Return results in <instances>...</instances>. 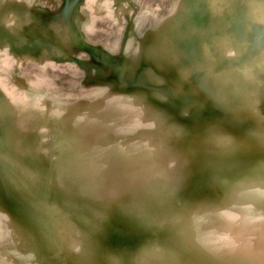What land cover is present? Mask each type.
I'll return each instance as SVG.
<instances>
[{"label":"bare ground","instance_id":"1","mask_svg":"<svg viewBox=\"0 0 264 264\" xmlns=\"http://www.w3.org/2000/svg\"><path fill=\"white\" fill-rule=\"evenodd\" d=\"M21 1L0 0V69L18 92L10 101L0 89V190L15 216L29 223L20 231L24 241L21 249L15 245V259L22 261L24 243L37 253L48 251L53 264L89 261L67 229L54 231L61 223L56 217L63 221L65 207L73 205L71 187L61 189L66 179L60 172L70 168L79 175L74 192L83 196L84 206L91 204L88 187L105 184L106 177L113 208V202L122 204L134 217L135 231L118 219L98 235L104 245L88 242L94 264L101 263L107 246L117 256L106 251L113 264H131L126 255L139 244L145 225H155L166 243L160 253L150 254L152 246L149 253L141 252L146 264H264V164L254 168L245 163V157L264 158V0H236L228 12L213 0H61L51 10ZM30 10L38 19L26 24ZM6 49L21 61L47 53L69 57L92 75L61 77L62 87H71L79 97L48 96L49 88L33 83L34 68L6 67ZM87 49L94 51L93 58ZM165 82L185 99L176 110L165 112L156 98L146 103L135 92ZM248 116L257 119L248 124ZM44 120L51 124L48 140L57 141L58 154L44 153L43 127L34 124ZM152 128L167 138L184 139L185 155L195 159L178 156L180 149L166 152L170 142L161 143L149 133ZM111 136L116 143L103 150ZM219 150L228 154L219 155ZM99 156L115 172L138 176L132 184L116 183L109 172H101ZM230 162L236 167H222ZM196 168L202 174L197 184L190 177ZM55 183L60 198L49 199ZM179 191L195 199L188 217L202 216L191 234L171 217ZM206 196L211 203L201 214ZM148 207L155 216L151 222L144 218ZM220 207L226 211L216 215ZM169 243L173 248L166 251Z\"/></svg>","mask_w":264,"mask_h":264},{"label":"water","instance_id":"2","mask_svg":"<svg viewBox=\"0 0 264 264\" xmlns=\"http://www.w3.org/2000/svg\"><path fill=\"white\" fill-rule=\"evenodd\" d=\"M45 47L41 46L40 51H42ZM85 50H79L77 53H83ZM6 55L4 61L5 65L10 64H20V67L23 68L24 70L28 67L34 68L33 71L36 72V81L33 83L37 87H47L51 91L48 92V96H54V93H59V95L63 97H79V95L76 93L75 90H72L71 87H62V85H66L64 81L61 80L62 76H69L72 79H79L80 75L86 74L85 77H90L92 75L90 70H87L85 66H82L80 64H75L77 63L76 61H72L69 57L68 59L62 58L61 60L55 59L53 62V58H50L49 54L47 53L46 55H41L39 57L31 58L28 57L25 60L21 61L22 57L17 58V56H11V52L8 51L7 49L5 52H3V55ZM5 67V66H4ZM5 67V68H6ZM4 68V69H5ZM51 71L54 73L52 74ZM5 74H3V71L0 70V86L1 88L7 93L10 101L14 99L16 96L15 93H18L16 91H13V86L15 85L10 79L4 78ZM241 79H247L246 75L240 74ZM226 78V77H225ZM240 78V77H239ZM227 79V78H226ZM167 82H170L167 80ZM167 82L164 83V85L159 86L157 85V89L152 86V84L149 85V87H144L143 93H140L138 89H135L137 95L140 94L138 97L144 100V102L149 103L150 100L153 98H156L158 101V105L162 108V110L166 111H172L176 110L177 105L179 103L181 104L182 101H185L182 96L172 89V85H169ZM143 82L140 81V85L142 86ZM133 89H130L128 91H131ZM158 93L160 95H158ZM23 94V92H22ZM21 94V95H22ZM97 98L100 97V93L96 92L95 93ZM42 95V91H41ZM24 96V95H23ZM42 98H39L40 101V106L45 113L46 109V102L44 100V96H41ZM66 114V111L61 114ZM257 118L254 116H248L246 117L245 120L249 121L248 124H253V121H256ZM244 120V121H245ZM255 123V122H254ZM34 124H37V129L40 130L41 127H43V131L40 132L41 135L44 137L43 139L46 140V144H42V147L45 148L44 153L46 155H53L54 153L57 152L58 154V148L56 145L58 144L56 140L49 141L48 138L50 136L49 128L51 127V124L49 123L48 120H44L43 122H37L35 121ZM24 125H27L24 123ZM155 136L158 135V138L161 143H167L168 141L170 142L169 145L167 144V151L168 153H175L178 149L180 151L176 154L182 158L189 157V159L194 158V155L188 152V156L185 155V152H187V144L184 139L183 140H178L175 139L174 137L167 138L165 134L160 133L159 131L155 130L154 128L151 129L149 132ZM263 133V132H262ZM261 134V133H260ZM169 136V134H168ZM112 142L109 143L107 141H104L103 144V150H110L113 148V145L116 143L114 140V136H111ZM116 146V145H115ZM57 147V148H56ZM113 152V151H112ZM110 153V151L108 152ZM219 155H224L226 156L228 153H223V151H218ZM44 156V154H42ZM260 157V156H259ZM188 159V160H189ZM63 160V159H62ZM99 160H103L102 165L99 167L101 169V172H109L113 176V180L116 183H129L132 184L133 178H136L138 175H134V171H126V173H123V170H120L121 173H117L114 171L112 166L110 165L109 160H105L104 156H99ZM190 161V160H189ZM225 161V160H224ZM245 163H247L250 167H258V165L261 168V165L264 164V158L260 157L259 159L257 157L253 158H248L245 157ZM222 165L223 168L228 166L229 168L236 167L230 162L227 165L223 163ZM191 175L190 177L193 178L194 182L197 184L201 182V177L202 174L200 172V169H192L191 170ZM61 176L64 177L66 180H62L61 184V189L64 190L66 185L71 187V196H72V201L73 205L65 207L66 212L63 213L62 218L63 221L60 220L59 217H56V220L61 222L60 224H56L55 228L57 230H54L55 232H62L67 229L69 236L72 238L73 243H75L76 248L79 250H82L86 254V258L90 256V259L88 262L83 263L81 260V264H94L91 261V258L93 255H91L88 250H90V246H88V242L95 239L99 245H104V242L100 240L98 235L100 233H103L102 235H105V230L108 229V227L113 224L116 220H123L127 225L131 226L132 229L135 231V225H134V217H132L129 213L127 214L126 207L122 204H116L114 203V208L112 206V198L113 194L112 189L108 187V182L106 177H104V183L101 184L100 182H97L96 184L89 186L88 191L91 196L87 197L89 202L91 203L88 207L83 205V202L81 201V198L83 197L77 192H74L76 189V185L79 182V175H75L73 171L69 168L63 172H60ZM134 175V176H133ZM189 175V174H187ZM211 177V175H209ZM207 179L208 176H207ZM239 180V179H238ZM215 181V180H214ZM114 182V183H115ZM183 182L182 183V188L185 190L187 189V183ZM217 184L218 182L215 181ZM239 187H243L244 184L240 183ZM59 184H54V189H57ZM181 188V189H182ZM187 191L183 192H178V197H176L175 202H174V207L171 211V217L174 218V220L177 221L178 224H180L181 229L189 234H191V230L195 226H198L200 223V219L202 218L199 217V214L193 215L191 217H188L189 213L192 211V201L195 199L192 197V195L186 196ZM60 193L58 189L55 191L53 194L50 192V198L52 199L55 196L57 198H60ZM70 196V195H69ZM6 197L0 190V264H25L26 262H31L32 264H44L45 262H49L46 264H53L51 261L52 259L49 257V252H41L37 253L36 249L31 246H28V244H24L25 246L24 250L20 251L22 255V261L16 260L15 259V254L18 250L17 247H21L22 242L24 241V238H22L20 231H24L26 228L25 226H29V223L26 222L25 220L20 219L19 217H16L12 208L7 204L4 198ZM193 198V200H191ZM206 203L208 204L205 209H203L201 214H204L205 212L208 211L209 209V204L211 203V200L208 199V196H206ZM91 208L93 210H91ZM226 211V207H220L219 209L216 210L215 214H223ZM187 217V218H186ZM144 218H146L147 221L154 220L155 216L152 210L148 207L146 212L144 213ZM145 220V221H146ZM53 222V221H52ZM49 226V225H48ZM154 226V227H153ZM178 227V228H180ZM25 228V229H24ZM155 225L144 226L143 232L141 235H139L138 239V245L134 248H132L131 253H128L126 255L127 261L130 260L131 264H146L143 262V259L141 257V252L149 253L147 252V248L149 246H152V252L150 254H154L153 251L156 252H161V245L163 240V234L162 231H156ZM176 230L174 233L176 236L177 232H180V229ZM35 236V235H33ZM170 243L174 246L173 239L170 241ZM168 244L165 246L166 251H170V246L171 244ZM166 243L164 242L163 245ZM17 247H16V246ZM170 245V246H169ZM171 248H173L171 246ZM21 249V248H20ZM204 249L206 251L208 250V247L204 246ZM173 250V249H172ZM76 250L73 249V253ZM106 251L110 252L114 257H117L115 254V251L111 250L109 246L104 248L102 251V261L99 264H113L109 258L106 255ZM184 255H188L187 257L189 258V261H192V257L190 256V253H187V251L183 252ZM76 258V257H75ZM242 258V256H240ZM101 259V258H100ZM179 260H183L182 258L178 257ZM194 261V260H193ZM187 263V262H185ZM194 263V262H192ZM68 264V261L67 263ZM73 264H80L77 263V261L74 260ZM149 264H154L149 263Z\"/></svg>","mask_w":264,"mask_h":264},{"label":"rangeland","instance_id":"3","mask_svg":"<svg viewBox=\"0 0 264 264\" xmlns=\"http://www.w3.org/2000/svg\"><path fill=\"white\" fill-rule=\"evenodd\" d=\"M21 1V0H20ZM60 1L61 0H22L21 2H23V3H28V4H34V6H36L35 4H38V6H41L42 8H44V10L46 9V10H51V9H54V8H56L57 7V5L60 3ZM236 0H213V4L216 6V7H218V8H220V9H222L223 11H225V12H228L229 11V8H228V6L229 5H231V4H234V2H235ZM45 6V7H44ZM48 7V8H47ZM36 19H38V16L36 15V13L33 11V10H30L29 12H28V17H27V19H26V24H29L30 22H32L31 20H36ZM57 26H58V23L56 22V23H54L53 24V27H54V29H56L57 28ZM93 50H89V49H87L86 50V53L88 54V58H93ZM99 57H100V61H99V63H98V65L97 66H101L102 64H103V54H102V52L101 51H99V55H98ZM54 58V60L55 59H57V60H61L62 58H66L67 59V57H56V56H54L53 57ZM5 60V59H4ZM1 70V69H0ZM6 77V79H7V76H5ZM35 78H31L29 81H31V80H34ZM1 87V86H0ZM30 87H31V85L29 84V83H26L25 84V89H30ZM13 88V87H12ZM1 89V91L5 94V96H8L7 95V93L2 89V88H0ZM13 91H15V89H13ZM1 101H2V99L0 98V103H1ZM187 106H189V105H184L182 108H181V116L183 115L182 113L184 112V109H186L187 108Z\"/></svg>","mask_w":264,"mask_h":264}]
</instances>
